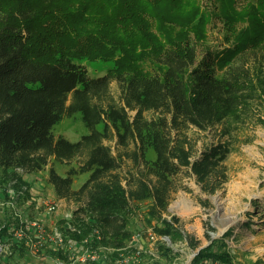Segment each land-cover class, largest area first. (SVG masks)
<instances>
[{
  "label": "trees",
  "instance_id": "16d2710c",
  "mask_svg": "<svg viewBox=\"0 0 264 264\" xmlns=\"http://www.w3.org/2000/svg\"><path fill=\"white\" fill-rule=\"evenodd\" d=\"M185 6L182 0H0V171L5 178L21 179L48 167L47 181L56 197L77 203L71 217L60 221L64 243L75 240L77 247L98 255L84 264H119L135 252L136 260L144 259V249L131 244L130 217L134 204L145 200L157 236L199 247L197 239L183 236L176 216L168 219L162 213L181 171L194 173L207 192L219 187L225 177L218 167L227 148L211 145L194 157L185 129L203 130L238 117L246 79L244 70L231 66L263 38L246 29L251 41L239 43L240 37L225 48L206 49L199 58L195 44L183 40L189 33L204 39L212 14L199 6L193 16L183 17L178 13ZM247 15L252 23L259 19L256 12ZM225 16L226 11L219 19L228 25ZM150 28L159 34L153 50L148 49L155 44ZM98 57L113 60L98 76L89 75L78 61ZM217 68H228V74L216 75ZM113 80L117 100L109 93ZM75 113L87 132L76 141L56 136L54 126ZM107 140L124 151L114 154ZM130 143L133 148L127 150ZM125 157L134 167L121 173ZM72 160L77 165L64 174L53 165ZM78 174L87 176L73 187ZM27 191L23 188L12 200L21 202ZM23 221L13 217L0 224V243L12 247L9 256L37 255L26 245L27 237L35 239L33 231H25L20 241L9 230ZM225 246L223 238L213 240L196 251L190 264H242ZM158 248L162 255L172 253L162 243ZM41 250L70 261L62 247Z\"/></svg>",
  "mask_w": 264,
  "mask_h": 264
},
{
  "label": "rangeland",
  "instance_id": "374dc122",
  "mask_svg": "<svg viewBox=\"0 0 264 264\" xmlns=\"http://www.w3.org/2000/svg\"><path fill=\"white\" fill-rule=\"evenodd\" d=\"M182 2L187 5L179 9L178 14L183 17L193 16L196 13L195 8L199 6L205 7L212 14L210 21L208 20L204 26V39L198 40L194 33H189L187 39L183 40V43L189 41L195 44L199 58L206 55V49L209 51L225 48L239 41L240 37L242 39L239 43L248 41L246 29L249 33H257L255 36L263 38V42L255 46L246 42L251 46H248L246 52L231 66L244 70L246 79L245 88L242 90L244 100L240 104L241 111L238 117L236 119L230 117L229 121L225 120L219 125L203 130L191 125L185 129L188 139L194 143V157L211 145L220 143L227 148L225 158L218 167V171H223L225 180L210 193L202 188L196 175L189 169L179 172L174 177L177 188L171 193L167 210L162 214L168 219L176 216L177 226L183 236L188 235L197 239L199 246H207L213 240L223 238L225 248L234 256L235 261L242 264H264V13H258L259 10L264 9V0H182ZM230 5L235 10L229 9ZM224 10L225 17L229 18L228 25L225 20L219 19L223 16ZM249 12L257 13L259 16L257 22L250 21L247 15ZM235 16L239 17L234 18ZM229 27H233V30ZM151 31L155 36V44L148 49L153 50L159 34L154 29ZM175 34V31L172 32V35ZM78 61L86 66L91 76L102 75L113 66V60L105 61L100 57L82 58ZM223 73L228 74V68L226 71L218 68L215 71L216 75ZM109 93L114 99H118L119 87L116 80L110 83ZM133 112L130 111V114ZM144 114L150 117L151 112L146 111ZM53 132L56 136L63 135L70 141H76L87 132V129L81 122L79 114L75 113L56 124ZM105 142L110 145L114 154L124 151L115 140ZM132 148L133 144L130 143L126 149ZM153 156L149 150L147 157ZM53 165L58 173L64 174L70 166L77 164L72 160L66 163H53ZM132 167H134L132 160L125 157L120 171L127 173ZM47 171L48 167H45L36 173L23 174L21 179L9 176L5 178L4 173L0 171V224L18 217L24 221L40 220L48 235H51L55 229L60 230V221L70 218L69 214L76 209L77 203L73 199L56 197L52 185L47 181ZM86 176L87 174L75 176L73 187H78ZM25 187H28L27 197L15 203L13 197ZM3 189L10 198H5ZM45 200H49L54 205V208L46 213L40 207ZM149 204V200L135 203L130 217V228L133 232L131 244L137 242L138 248L144 249V259L140 262L190 264L199 247L197 249L189 247L182 238L171 241L168 237L157 236L151 228L153 220L148 216ZM180 207L187 209L186 212L179 210ZM28 229L30 228L26 227V223L19 227L9 225V230L20 241L27 237L25 231ZM228 232L229 235L225 237L224 234ZM69 241L67 244L63 241L61 246L69 251V262L41 250L45 246L49 249L54 248V244L50 241H47L43 248L40 245L32 248L37 255H27L22 258L14 252L9 256L12 248L10 243L1 242L0 264L86 263L87 252H82L80 247L76 248L75 244ZM160 243L170 248L172 253L162 255L158 248ZM137 256L136 252L132 256H124L118 263L124 264L127 260L138 263L140 257L136 260Z\"/></svg>",
  "mask_w": 264,
  "mask_h": 264
},
{
  "label": "built area",
  "instance_id": "2783aa9c",
  "mask_svg": "<svg viewBox=\"0 0 264 264\" xmlns=\"http://www.w3.org/2000/svg\"><path fill=\"white\" fill-rule=\"evenodd\" d=\"M40 207L42 209H44L43 211L46 213V212H50L54 208V205L49 200H45V201H43V204L40 205ZM69 217H71V214H69ZM23 222H24V224L26 223V227L28 226L31 229V231L34 232L35 239L28 238L26 240V244L31 249L39 246L44 241H48V242L50 241L52 244H54V246H59V247L62 246V243L64 241V236L60 230L58 231V229H55L54 231H52L51 235H48V233H46V231L43 227V224L40 220L32 219L30 221H23ZM34 228H35V230H34ZM13 229H14V227H12L11 230H13ZM30 229H28V230H30ZM95 234H97L96 231H95ZM151 237L153 238V235H151ZM162 237H166V236H162ZM47 239H49V240H47ZM69 242L72 244H75L74 246H76L75 240L70 239ZM72 244H70V245L72 246ZM76 248H79V247L76 246ZM74 249H75V247H74ZM80 249L82 252L83 251L87 252V256L85 257L86 260L87 259L96 260L98 258V255L94 250H89L87 248L82 249L81 247H80Z\"/></svg>",
  "mask_w": 264,
  "mask_h": 264
},
{
  "label": "bare ground",
  "instance_id": "6f19581e",
  "mask_svg": "<svg viewBox=\"0 0 264 264\" xmlns=\"http://www.w3.org/2000/svg\"><path fill=\"white\" fill-rule=\"evenodd\" d=\"M179 210H181V211H183L185 213L187 209L180 207Z\"/></svg>",
  "mask_w": 264,
  "mask_h": 264
},
{
  "label": "water",
  "instance_id": "95a60500",
  "mask_svg": "<svg viewBox=\"0 0 264 264\" xmlns=\"http://www.w3.org/2000/svg\"><path fill=\"white\" fill-rule=\"evenodd\" d=\"M205 245H201V246H199V248L198 249H200V248H202V247H204Z\"/></svg>",
  "mask_w": 264,
  "mask_h": 264
}]
</instances>
